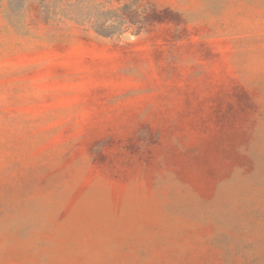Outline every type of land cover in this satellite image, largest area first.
I'll list each match as a JSON object with an SVG mask.
<instances>
[{
    "label": "rangeland",
    "instance_id": "374dc122",
    "mask_svg": "<svg viewBox=\"0 0 264 264\" xmlns=\"http://www.w3.org/2000/svg\"><path fill=\"white\" fill-rule=\"evenodd\" d=\"M0 264H264V0H0Z\"/></svg>",
    "mask_w": 264,
    "mask_h": 264
},
{
    "label": "trees",
    "instance_id": "16d2710c",
    "mask_svg": "<svg viewBox=\"0 0 264 264\" xmlns=\"http://www.w3.org/2000/svg\"><path fill=\"white\" fill-rule=\"evenodd\" d=\"M112 28L111 27H105L104 29H102V32H104L105 34H109L111 31Z\"/></svg>",
    "mask_w": 264,
    "mask_h": 264
}]
</instances>
